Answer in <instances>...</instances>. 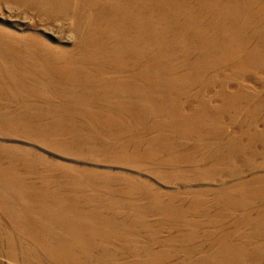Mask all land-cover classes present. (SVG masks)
<instances>
[{
	"label": "rangeland",
	"instance_id": "obj_1",
	"mask_svg": "<svg viewBox=\"0 0 264 264\" xmlns=\"http://www.w3.org/2000/svg\"><path fill=\"white\" fill-rule=\"evenodd\" d=\"M0 264H264V0H0Z\"/></svg>",
	"mask_w": 264,
	"mask_h": 264
}]
</instances>
